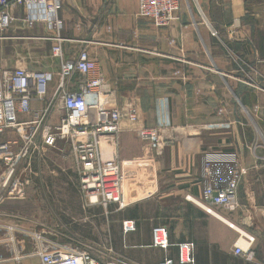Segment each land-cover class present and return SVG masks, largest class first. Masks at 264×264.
I'll use <instances>...</instances> for the list:
<instances>
[{
  "label": "crops",
  "instance_id": "crops-1",
  "mask_svg": "<svg viewBox=\"0 0 264 264\" xmlns=\"http://www.w3.org/2000/svg\"><path fill=\"white\" fill-rule=\"evenodd\" d=\"M137 12L138 0H62L59 12L64 58L87 50L104 77L108 101L123 105L132 99L141 123L154 126L157 101L166 97L171 116L172 127L161 133L168 143L156 156L147 153L131 124L122 123L115 147L117 159L124 161L122 202L98 212L105 237L99 245L113 264H159L166 257L178 264L175 244L183 241L194 243L193 264H264V191L251 189L256 163L247 121L251 115L264 117V90L258 89L264 87V0H181L178 19L162 28ZM13 14L20 18L23 10ZM7 34L10 38L0 45L14 51L3 58L0 49V68L58 71L59 59L51 52L56 42L48 38L54 32L44 23L28 28L17 20ZM55 85L54 76L49 97ZM260 149L254 151L260 155ZM230 151L240 152L250 170L237 192V210L220 208L219 218L186 196H201L204 155ZM87 208L81 206L87 222L73 230L94 253L97 210ZM126 221L134 229L125 233ZM228 223L254 235L251 260L234 254L238 233ZM157 226L168 229L166 250L151 244ZM21 246L26 253L31 250L28 240ZM0 264L40 261L29 255L19 263L8 258Z\"/></svg>",
  "mask_w": 264,
  "mask_h": 264
},
{
  "label": "built area",
  "instance_id": "built-area-1",
  "mask_svg": "<svg viewBox=\"0 0 264 264\" xmlns=\"http://www.w3.org/2000/svg\"><path fill=\"white\" fill-rule=\"evenodd\" d=\"M180 4L181 0H138L137 16L150 20L156 28L167 27L178 19ZM20 8L23 15L18 18L13 11ZM61 8L62 0H0V41L10 38L7 31L14 21L21 20L28 28L44 23L54 32L48 38L55 40L51 52L59 59L56 72L31 70L22 65L0 68V204L24 199L32 160L44 158L51 149L64 152V146L80 166L79 189L85 204L102 207L120 204L124 161L117 159L115 147L122 123L127 121L132 125L133 134L150 155L160 154L168 143L161 135L163 130L172 127L166 97L157 101L155 125L147 126L141 123L132 99L123 105L107 100L104 77L87 50L81 49L75 59L64 58ZM54 76L56 85L49 97V84ZM9 132L15 137H9ZM105 141L110 144L108 151L104 148ZM255 147L262 146L254 145L255 163L264 161V156L254 151ZM249 170L240 152L206 153L201 196L197 199L186 196V199L219 218L220 208L234 212L239 206L238 189ZM229 226L238 233L234 254L251 260L254 235ZM133 229V222H123L125 233ZM24 240L30 242L29 253L21 246ZM151 241L153 247L166 250L170 245L167 227H154ZM175 246L178 264L194 263L193 242L183 241ZM1 249L10 255L0 252V263L8 258L19 263L23 257L33 255L40 264H99L89 248L60 242L43 230L16 222L0 221ZM159 264H174V261L166 257Z\"/></svg>",
  "mask_w": 264,
  "mask_h": 264
},
{
  "label": "rangeland",
  "instance_id": "rangeland-1",
  "mask_svg": "<svg viewBox=\"0 0 264 264\" xmlns=\"http://www.w3.org/2000/svg\"><path fill=\"white\" fill-rule=\"evenodd\" d=\"M215 42L216 40H214ZM0 49L3 58L10 55L11 50L14 51V47L4 43L0 45ZM258 89L264 90V87H258ZM247 121L251 127L249 141L253 146L257 143L260 144L262 146L260 155L264 156V117L251 115V119L249 117ZM53 122H55V118ZM9 133V137H15V134ZM48 154L49 156L46 157ZM47 155L44 158L32 160L30 166L32 172L29 174L25 198L8 200L0 204V221L16 222L24 227L43 230L55 234L56 238L64 239L63 243L87 247L81 242L83 235L73 230L74 227L79 228L84 221L87 222L84 217L88 216L81 209L82 205L86 208L87 205L79 189L80 166L69 156L67 149L65 151V146L64 152H61L60 149H51ZM251 170V189L261 193L264 191V161H258ZM260 201L264 203V194ZM89 207L97 210V215L93 219L96 230L92 237L98 245H96L97 251L93 250L94 253H91L97 258L99 264H113L105 254L104 246L98 243H104L105 238L101 233L104 225L100 224L98 215L100 209H104V207L101 205Z\"/></svg>",
  "mask_w": 264,
  "mask_h": 264
},
{
  "label": "bare ground",
  "instance_id": "bare-ground-1",
  "mask_svg": "<svg viewBox=\"0 0 264 264\" xmlns=\"http://www.w3.org/2000/svg\"><path fill=\"white\" fill-rule=\"evenodd\" d=\"M109 147H110V146H108V145H107V146L104 145V148L106 149V151H108V149H110ZM220 218H221V216H220ZM228 224H229V225H232V226L234 227V225H233L232 223H228Z\"/></svg>",
  "mask_w": 264,
  "mask_h": 264
}]
</instances>
